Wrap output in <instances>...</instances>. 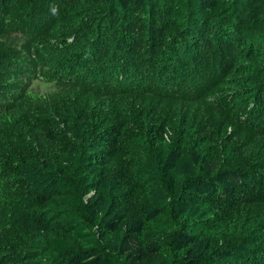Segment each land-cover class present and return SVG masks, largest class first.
<instances>
[{
    "label": "rangeland",
    "instance_id": "rangeland-1",
    "mask_svg": "<svg viewBox=\"0 0 264 264\" xmlns=\"http://www.w3.org/2000/svg\"><path fill=\"white\" fill-rule=\"evenodd\" d=\"M169 4V0H155L147 11L113 12L103 0H40L36 6L23 0H0V27L17 43L14 51L3 53L5 58L12 51L14 60L3 63L12 66L8 70L16 79L10 88H19L12 95H0V209L27 213L18 225L11 224L12 218L0 225V264H28L26 256L33 251L30 233L50 228L40 214L42 199L27 184L22 168L57 163L72 142L81 146L84 156L99 136L96 126L89 124L90 116L67 119L83 100L60 90L72 83L89 89L99 86L100 93L107 90L103 83L109 85L108 90L138 89L150 79L176 87L163 88L171 95L178 96L179 88H187L190 93H185V104L172 112L133 105L137 117L127 116L126 132L119 142H128L133 130H143L139 121L145 115L143 118L153 122L164 151L179 149L184 136L187 146L210 160H220L225 167V137L233 144L231 155H239L232 162L235 167L264 176L257 172L258 163H264V26L260 22L264 0H245L236 15L219 19L192 3L174 14ZM39 6L50 9V14H41ZM37 53L49 64L46 73L41 72L44 67ZM25 68L32 75L22 72ZM209 73L221 85L215 94L206 95L199 85ZM93 103L87 115L93 116V107L107 108ZM235 123L253 130L251 146H242L244 141L232 126ZM138 150L135 157L119 164L107 162V155L102 167L104 177L117 181L129 194V205L141 211L149 201L146 183L137 182V174L152 156V149ZM77 169H73L76 178L71 181L86 203L93 192L83 187ZM256 197L246 196V202L235 209L215 205L209 210L210 219L225 222L237 218L239 226L235 227L242 228L264 213V204L253 201ZM64 209L62 203L43 213ZM74 215L92 224L82 212ZM163 236V242L169 243L172 229ZM101 241L99 234L95 236L96 243L102 245ZM40 261L46 263L47 258ZM247 264H264V259Z\"/></svg>",
    "mask_w": 264,
    "mask_h": 264
},
{
    "label": "trees",
    "instance_id": "trees-1",
    "mask_svg": "<svg viewBox=\"0 0 264 264\" xmlns=\"http://www.w3.org/2000/svg\"><path fill=\"white\" fill-rule=\"evenodd\" d=\"M23 1L33 6L40 0ZM103 1L113 12L128 11L131 8L147 11L155 2ZM230 1L169 0V7L171 12L177 14L186 3H192L198 10L219 19L236 15L238 8H241L239 4L245 0ZM38 9L43 15L50 14H47L50 9L42 6ZM260 22L264 26V6ZM11 38L0 27L2 96L19 92V88H10L16 85L13 73L8 70L12 66L9 68L3 63L11 61L12 51L17 45ZM7 49L12 51L7 52L4 58L3 53ZM37 59L44 67L41 72L46 73L49 64L46 65L41 53H37ZM22 72L28 75L33 73L28 68L22 69ZM217 80L215 74L209 73L199 86L206 95L215 94L221 85ZM172 84L175 85L174 82ZM102 86L107 89L102 93L99 86H90L89 89L82 83L59 88L83 99L79 102L81 105L72 111V117L69 115L67 119L76 120L82 116H90L89 124L96 126L99 136L89 146L88 152L81 156V146L72 142L57 163H41L40 167L22 168L27 184L42 199L40 214L50 226L46 231L30 233L33 251L27 254L28 259L25 261L28 264H247L249 261L264 259V213L244 223L242 228L235 227L239 226L237 218L225 222L210 219L209 210L215 205L224 210L235 209L246 202V196L249 198L256 194L253 201L264 204V176L237 169L232 162L239 159V155H231L232 151L229 149L233 144L227 143L225 137V167L220 160L212 161L187 146L184 136L180 138L182 141L179 149L164 151L161 148L163 143L153 128V122L143 118L145 115H141L139 121L143 130H133L128 136V142H119L126 132L129 122L127 116L133 114L137 117L138 112L133 109V105L172 112L185 104L184 96L185 93H190L189 89L179 88L178 96L171 95L169 91L164 92L163 88L172 87L169 90H175L176 87L170 84L161 86L153 79L138 89L125 87L108 90V84L103 83ZM92 103L105 105L107 108L93 107L90 109L93 116L87 115ZM209 110L214 112L211 108ZM232 126L237 136L244 141L242 146H251L255 136L253 130L241 123ZM138 148L152 149V156L144 161L137 174V182L146 183L149 201L141 211L129 205V194L117 181L104 177L102 167L107 155V162L119 164L124 158L135 157ZM76 166L83 187L93 192L86 203L75 193L71 181L76 178V173H72ZM257 166V172L264 173V163L259 162ZM61 201L65 211L48 212L50 215L43 213L49 208L60 207ZM78 211L92 224L76 219L74 214ZM26 214L23 210L8 213L6 209H0V225L9 222L10 218L12 225H18ZM168 229H172L173 237L169 243H164L163 235ZM98 234L102 245L95 242ZM45 243L47 248L43 247ZM51 254L54 257L50 259ZM41 258H47V262L42 263Z\"/></svg>",
    "mask_w": 264,
    "mask_h": 264
}]
</instances>
